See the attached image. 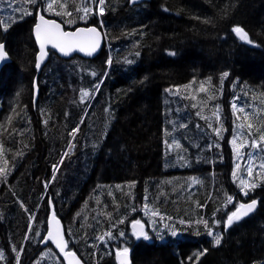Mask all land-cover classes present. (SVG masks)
Returning <instances> with one entry per match:
<instances>
[{"label":"trees","instance_id":"obj_1","mask_svg":"<svg viewBox=\"0 0 264 264\" xmlns=\"http://www.w3.org/2000/svg\"><path fill=\"white\" fill-rule=\"evenodd\" d=\"M50 3L0 0V42L12 57L0 73V264H64L51 243L43 245L52 208L65 223L68 247L87 264H118L115 250L123 247L131 250L134 264H264V181L253 179L246 195L239 191L226 142L222 150L208 143V134L197 154L192 135L169 131L173 148L178 144L189 157L198 155L207 185L198 204L194 195L176 206L171 190L168 206L159 204L166 195L164 179L186 181L183 190L190 195L197 171L165 167L169 89L188 100L194 85L205 84L210 102L217 91L229 93L237 100L232 111L226 98L229 125L239 114L253 127L251 142L264 136V0H105L108 43L101 54L64 59L53 51L39 72L33 35L38 13L67 27L99 24L71 7L51 12ZM65 11L71 15L56 14ZM245 99L261 113L251 115ZM179 112L197 116L199 127L210 129L189 100ZM125 185L136 193V204L153 195L145 189L160 190L156 202L145 205L172 235L151 228L154 237L146 240L131 233L127 222L140 213ZM221 186L226 190L220 207L212 206L213 191ZM251 200L259 202L257 211L227 228L229 213ZM173 223L184 231L174 228L173 235Z\"/></svg>","mask_w":264,"mask_h":264},{"label":"rangeland","instance_id":"obj_2","mask_svg":"<svg viewBox=\"0 0 264 264\" xmlns=\"http://www.w3.org/2000/svg\"><path fill=\"white\" fill-rule=\"evenodd\" d=\"M78 1L79 0H77V2ZM78 5L79 7L82 5L84 8L87 7L89 9L88 14L86 15V17L88 18L90 17V15L93 14L94 11L98 13V8H97L98 6L97 5L91 6V1L89 0H84V1L80 0L77 4L67 3V8L68 7L76 8V6ZM102 7H103V12H104L105 11L104 5H102ZM61 8L62 7H58V5H55L53 7V9H57V10H60ZM62 9H65V8H62ZM51 12H52V9H51ZM77 13L80 14V16L83 14L82 11H77ZM84 15L85 13L83 14V16ZM71 22H73V19L71 20ZM118 31H120V28H118ZM204 86L205 84H203V87L194 85V90H191V93L193 96L190 98L188 97V100L191 105L192 104L194 105L195 113L196 114L198 113V115L204 118L205 121L208 123L210 127V129L208 130L202 127H199L198 123H201V121L197 118V116L194 117V119H192L190 118V114L187 112H179L178 114H176V112L180 111V109H183V108L185 109L186 103L188 101L187 99H184L180 96H176L174 94L173 95L170 94V92L174 89H169L168 92H166L165 94V106L167 108V114L169 116V121H168L169 123L167 125V129H165V140H166V145H167V157L165 159V167L166 168H178L181 166L183 167L187 166L190 168H194V171L197 170L194 174L193 193L190 195H188L186 191L183 190V185L186 181L177 182L176 181L177 179H174V180L171 179L175 181V182H172L168 178L164 179V185H165L164 194L166 195H164V203H159V204H164L165 207L168 206L169 201H170L169 196L171 194L168 192L169 190H171V192H174V194H176L175 198H173V203H175L176 206L181 205L183 202L188 203L192 201V198H194V195L198 199H200L201 197L205 195V187L207 184L206 182H204V179L207 176L208 171L205 168L204 164L202 165V168H200L199 165H196V164H198L199 162V157L197 155L199 152L197 151V149L201 141L203 140V138L205 136H208V134L210 137V139L208 140V143L212 142L214 146L219 145L220 148L223 150L225 146V142H226L232 148V152H233L232 178L234 181H237L241 192L247 193L248 189L250 188V184L253 182V179H259V180L261 179L262 181H264V167H261L262 165H264V150H262L264 149V140L261 139L262 136H260V140H257V142H260L261 148L251 147L250 149H247V146L251 143L250 133L253 132V127L251 126L250 122L247 123L244 117L242 118L241 115L237 114L235 116L233 125L232 126L229 125L230 124V121H229L230 112H228L227 111L228 108H226V105H227L226 98L229 100L228 107H230L231 110L234 111L236 107V106L234 107V105L237 102V100L235 99L236 97L232 98L231 96H229V93H224L223 91L222 92L217 91V96H215L214 100L212 101L214 102L216 100V102L212 103L210 102L207 96L205 97L207 89ZM167 95L170 98L169 100H167ZM182 95L184 97H187L184 94ZM201 96H203L204 99H200ZM209 96L210 97L212 96L211 92H209ZM198 97L200 99L199 101H197ZM246 99H245V103H247ZM247 106L249 107L251 111V115L256 112L261 113L259 111V107L255 106L254 103L252 104L247 103ZM216 113L219 114V119L217 120V123L215 124L213 121V118ZM174 116H176L178 120H182L181 123L177 124L174 119ZM177 127H181L180 131H178ZM230 127L232 128V132L229 133ZM169 131L170 132L177 131L178 132L177 134H180L181 132V134L184 135V137L192 135L190 140H191V143L195 145V149H196L195 151L197 152V154L194 153L192 154V157H189L188 156L189 153H187V151L184 150V148L178 144H176L175 148H173L174 143L173 142L172 144L170 143V136L168 134ZM194 132L198 134V137H196V139H194ZM169 149H171V152ZM206 152H207V148H206ZM221 158L223 159L224 156H222ZM249 169H251V173L249 172ZM233 173H235V175H233ZM182 180H184V178H182ZM241 180H243L245 183L241 184ZM125 186L127 187L125 189L127 193L126 195L128 196L130 203L131 204L134 203V207L136 209L137 207L135 203V200L137 198L136 193L132 192L131 185H125ZM213 188L214 187L211 186L210 190ZM220 189L221 191H213V194L217 196L212 197V201H213L211 203L212 206L220 207V201L222 200V197L224 196V193L226 190L225 187L223 188L222 186L220 187ZM145 191L146 193L152 192L153 195L147 194L148 199L146 198V200H142V202L140 201L139 202L140 206L138 207L143 206L144 209L149 210V208L147 207V205H145V203H155L156 197L154 196V193L156 194L160 193V190L157 189V187L155 186L153 189L148 188V190L145 189ZM198 199L194 201L195 204L196 203L198 204L201 202V199L199 202H197ZM210 199H211V196H209L208 200ZM194 202H193V205H195ZM138 210L139 209H136L135 211H138ZM218 214H220L219 211H217V215ZM230 214L231 213H229V215ZM145 218H148V222L145 220ZM166 218L168 221L172 219L170 217H166ZM138 219L142 220L147 226V231L143 236V238L145 237V235L148 237L146 240L153 239L154 237V234L151 228L154 229L155 234L158 233L161 229L163 231H166V234L172 235L171 229H168L160 225L157 222V220L153 218V214H151V212H146L144 210V213ZM132 220L133 218H130L127 222V225L129 226L131 233L137 237L134 230L130 227ZM213 226H214V223L209 224V230H211L212 233L214 232ZM174 228L175 230L177 229H179V231L182 230V228L180 229L177 227L176 223H173L172 225V232L173 231L175 232ZM217 233L219 235L222 233L221 225ZM215 236H218V235L215 234Z\"/></svg>","mask_w":264,"mask_h":264},{"label":"snow or ice","instance_id":"obj_3","mask_svg":"<svg viewBox=\"0 0 264 264\" xmlns=\"http://www.w3.org/2000/svg\"><path fill=\"white\" fill-rule=\"evenodd\" d=\"M29 3H35V0H28ZM105 3V0H96V4L99 7V12L103 13V7L102 5ZM60 7L67 8L66 0H61ZM49 9H52V4L50 3L48 5ZM77 11H80V9H76ZM85 15L88 14L89 9L85 7L83 9ZM57 15L65 14V15H71V12L65 11L64 13L57 12ZM35 31L37 39L40 41V48H41V58L43 57L44 53V46L45 44H51L53 48H59L62 52H64L65 55L68 54L69 51H71L74 47H79L81 51H84L85 48L88 49V55H91L98 46V41L96 40V29L95 28H88V29H78L76 33H66L61 29V26L57 24L55 21H48L45 20L43 16H40V23H37L35 25ZM233 31L239 36L241 40L247 41L251 43V41L248 39L247 33L243 31L240 27L233 28ZM171 55H175V53H170ZM8 61V55L7 52L4 50V46L0 44V65L6 64ZM39 63H37V68H39ZM228 73H224L223 76L226 77ZM203 90V89H202ZM84 95H87L85 92ZM235 107V105H234ZM242 107V106H241ZM262 140H264V136L261 137ZM249 147H255V148H261L260 142L252 141L249 145ZM264 150V149H262ZM261 167H264L262 165ZM0 171H3V169H0ZM249 172L251 173V169H249ZM235 175V173H233ZM245 182L241 180V184H244ZM252 187H255V185H252ZM247 193H245L246 195ZM231 197H229V201H231ZM256 206V201H252L250 204H241L237 208V210L230 215H228L226 220V225L230 226L234 221H239L242 219V217L247 216L249 213H251ZM53 220H55V215L53 214ZM58 224L59 222L56 221ZM139 222L137 221V224ZM206 223V222H205ZM207 226V225H206ZM55 235L57 246L61 248V251H63L64 248V242L62 238H60L59 230H57L55 233L52 231H49V239H52ZM173 235H176L174 232ZM209 235H212V231L209 230ZM147 239L148 237L145 235L144 237ZM221 243V239L219 236L215 238V245H219ZM128 252V249L123 250V254L126 257V254ZM67 256H73L72 253H65ZM199 257H197L198 259ZM191 259V258H189ZM71 264V262H70ZM122 264H125V261H122Z\"/></svg>","mask_w":264,"mask_h":264},{"label":"water","instance_id":"obj_4","mask_svg":"<svg viewBox=\"0 0 264 264\" xmlns=\"http://www.w3.org/2000/svg\"><path fill=\"white\" fill-rule=\"evenodd\" d=\"M142 1H145V0H131V2H133V3H140ZM40 16H43V15H39L38 16L36 24L40 23ZM43 17H44L45 20L55 21L57 24H59L61 26V29L64 32H66V33H76L78 29L95 28L96 29V33H97L95 38L98 41V46H97L96 50L91 55H88V49L87 48H85L84 51H81L79 49V47H74L71 51L68 52L67 55H65L64 52H62L59 48H53L51 44H45V46H44V53L45 54L41 58L40 41L37 39L35 26H34L33 35L35 37V40L37 42V46H38V49H39V52H38V55H37V63H39L40 66H39V68H37L38 71H41L42 67L48 62V60L50 58V49L55 50L61 57H64V58L71 57L74 54H79V55H81V56H83L85 58H94L96 55H98L101 52V50L103 49L104 45L106 44V36H105L104 31L101 28H99V27H97L95 25H92V26H79V27H77L75 29H66L61 21H59L57 19H54V18H48V17H45V16H43ZM0 44H2L4 46V50L7 52V55H8L7 63L0 65V72H1L2 69L7 64H9L11 62L12 58H11L10 53L7 50L6 43L5 42H0ZM251 202L252 201H249V202H246V203H243V204L247 205V204H250ZM258 206H259V203L256 202V206H255L254 210L251 213H249L247 216L242 217V219L254 214L257 211ZM53 214L55 215V220H53ZM56 221H58L59 223L57 224ZM137 221L138 220L132 222V227L136 230L137 234L139 236H141L143 234V232H144L145 225L141 221H138L139 223L137 224ZM48 226H49V231H52L53 233H55L57 230H59L60 238H62L65 246L63 248V251H61V248L58 247L57 243L55 242L56 239H57L55 237V235L53 236L52 239H49V236H48L49 231H48V233L46 235L44 243H46L48 240L52 241L56 245V247L59 249V251L61 252L62 256L65 258L66 264H70V262H71V264H85L84 260L78 255V253L70 252V251L67 252V246H66V242H65V227H64V223H63V220L56 215V212H55L54 209L51 212V216L49 218ZM229 227L230 226H227V228H229ZM65 253H72L74 255L73 256H67V255H65ZM116 256H117L118 261H119L120 264H122V261H125V264H133L131 252H127L126 257H125V255L123 254V251H117L116 252Z\"/></svg>","mask_w":264,"mask_h":264},{"label":"bare ground","instance_id":"obj_5","mask_svg":"<svg viewBox=\"0 0 264 264\" xmlns=\"http://www.w3.org/2000/svg\"><path fill=\"white\" fill-rule=\"evenodd\" d=\"M39 15H43V16H45V17H47L46 15H44L43 13H38L37 14V16H36V22H37V18H38V16ZM36 22H35V24H36ZM38 52H39V50H38ZM37 55H38V53H37ZM49 61V60H48ZM251 201H256V202H258L257 200H251ZM259 203V202H258ZM259 207V206H258ZM247 218V217H246ZM137 237H139V236H137Z\"/></svg>","mask_w":264,"mask_h":264}]
</instances>
